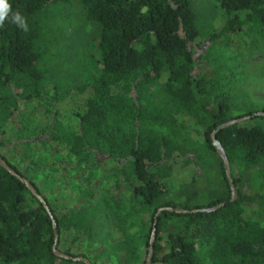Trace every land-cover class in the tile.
Segmentation results:
<instances>
[{"label": "trees", "instance_id": "obj_1", "mask_svg": "<svg viewBox=\"0 0 264 264\" xmlns=\"http://www.w3.org/2000/svg\"><path fill=\"white\" fill-rule=\"evenodd\" d=\"M216 1L219 18L203 25L191 0H9L28 30L11 14L0 27V128L21 112L20 127L0 131V158L43 198L58 251L89 264H143L154 220L149 264H264V125L246 119L214 134L233 200L209 138L227 120L263 117L254 114L263 108L235 110L239 69L220 60L232 46L264 55V0ZM74 15L97 56L82 74L67 67ZM19 81L22 92L11 91ZM19 100L30 107L21 111ZM192 137L203 151L190 157L183 143ZM206 155L219 188L206 204H190ZM173 183L178 200L167 197ZM81 184L104 192L100 206L82 193L62 201ZM51 218L0 166V264H85L53 254ZM127 218L141 221L139 233L110 243L111 223Z\"/></svg>", "mask_w": 264, "mask_h": 264}, {"label": "rangeland", "instance_id": "obj_2", "mask_svg": "<svg viewBox=\"0 0 264 264\" xmlns=\"http://www.w3.org/2000/svg\"><path fill=\"white\" fill-rule=\"evenodd\" d=\"M191 1L193 3V7L197 14V18L200 24L207 25L211 22L214 23L217 18H219L220 8L218 7L216 0ZM68 20L69 21L66 24L67 33L69 34L71 39L74 40V44H76L73 46V50L71 51L72 56L69 60L67 67H74L77 65V67H79L80 69L79 73L82 74V68L89 67V65L87 64L89 56L97 58L96 50L95 48H93V46L88 44L86 45V42H88L89 44L92 43L89 41V29L84 24H82L81 20L79 18H76L75 15L74 17H70ZM225 52L222 53L224 54V56L221 57L220 60V63H222L223 67H225L226 70L230 67H238L239 69L237 81L234 83V96L235 102L237 103V106H235V110H242L243 108H250L255 110H258L260 108L264 109V55L260 53H253L247 55L241 50H237V48H235L234 46H232L231 49ZM21 86H23V84L19 81L16 83L15 86L13 85L10 90L22 92L23 89L21 88ZM44 90H50L49 83L45 82ZM1 93H6V95H10L9 91ZM18 104L19 109H21V111H24L27 107H30L25 105L24 102H22L21 100H19ZM33 111L35 112L37 111V109ZM19 113H13L7 121V124L3 128H0V131L1 129H4L7 133H10L11 131L15 130L17 126L20 127L18 119H20L21 112ZM246 122L249 124L257 123L260 125H264V118L255 116L250 119L248 118ZM187 139L188 138L185 139L183 146L187 150H189L188 152L190 154V157L192 154L191 151H193L195 153L194 155H196L200 152V150H202V144L198 137H192L188 140ZM199 165H201L203 170L199 167V176L196 180V183L193 184V187L188 188L189 190L193 189L196 192L195 195L192 196L190 204L202 205L206 204L207 201L212 198V195H214V191H218L220 182L218 180L219 176L217 175L215 169V163L210 158V156H203L202 159L199 161ZM186 174L188 173L186 172ZM185 176L187 178V175ZM80 187H82V191H80V188H73L70 193H67L65 191L66 195L62 198V201L69 203L70 199V204L74 203L76 194L82 193L86 194L88 199L92 200L96 204H99V206L101 205V201L105 197V194L101 189H96L93 185L89 184H81ZM248 188L253 189V187L251 186L247 187L246 189ZM181 194V188L176 183L169 185L167 197H172L178 200ZM126 198L129 199L128 194ZM138 207L139 209H142L139 204H136L137 210H139ZM137 215L143 217L142 222L144 220H147V215L140 213H137ZM141 227V221L136 219L134 220V218H127V221H125L121 225L112 222L111 227H109L110 233L108 234V239L110 243H112L113 241L121 237L122 232L128 236H133L139 233ZM143 228L145 229V227ZM101 259L103 260V257Z\"/></svg>", "mask_w": 264, "mask_h": 264}, {"label": "water", "instance_id": "obj_3", "mask_svg": "<svg viewBox=\"0 0 264 264\" xmlns=\"http://www.w3.org/2000/svg\"><path fill=\"white\" fill-rule=\"evenodd\" d=\"M256 115H261L264 117V112H256L254 113ZM248 115H244L235 119H230L227 120L221 124H218L215 129L209 134V138L211 140V144L214 147L216 153L218 154V156L221 159L222 162V168L224 171V175L225 178L227 180L228 186H229V190H230V198L229 200H233L236 196V192L233 189V185H232V180L229 174V168H228V162L227 159L225 157L224 151L222 150V148L220 147L218 141L215 139V132L223 127L229 126L233 123H239L241 121H244L246 119H248ZM0 166L2 168H4L6 171H8L12 176H14L15 178H17L20 182H22L24 184V186L27 188V190L43 205L44 209L46 210L47 214L49 215V217L51 218L50 212L48 207L46 206L43 198L40 196V194H38L36 192V190L34 189V187L29 183V181L21 176H19L8 164H6V162L0 158ZM221 205H223V203H218L212 207H203V208H198V209H192L190 211H204V212H209L212 210H215L216 208H219ZM161 210H168L171 212H175V213H185L187 212L184 209H178V208H171V207H161L158 208V211ZM51 225H52V229H53V244H52V252L55 256L63 258V259H71V260H81L83 261L85 264H89L88 260L86 258L83 257H71L67 254H64L60 251H58L55 247V242L57 239V233L55 230V223L53 221V219L51 218ZM154 229H155V221L153 220L152 226H151V230H150V234H149V238H148V245H147V249H146V255H145V259L143 264H149L150 263V259L152 256V246H153V239H154Z\"/></svg>", "mask_w": 264, "mask_h": 264}, {"label": "clouds", "instance_id": "obj_4", "mask_svg": "<svg viewBox=\"0 0 264 264\" xmlns=\"http://www.w3.org/2000/svg\"><path fill=\"white\" fill-rule=\"evenodd\" d=\"M9 16L12 23L16 24L24 31L28 30L26 19L21 15L19 11H12V5L9 3V0H0V27L3 26L5 20L8 19Z\"/></svg>", "mask_w": 264, "mask_h": 264}]
</instances>
